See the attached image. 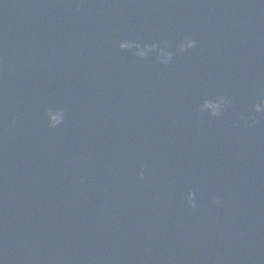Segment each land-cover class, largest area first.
<instances>
[{
  "label": "water",
  "instance_id": "95a60500",
  "mask_svg": "<svg viewBox=\"0 0 264 264\" xmlns=\"http://www.w3.org/2000/svg\"><path fill=\"white\" fill-rule=\"evenodd\" d=\"M264 192V0H0V262L135 264Z\"/></svg>",
  "mask_w": 264,
  "mask_h": 264
},
{
  "label": "clouds",
  "instance_id": "9594fccd",
  "mask_svg": "<svg viewBox=\"0 0 264 264\" xmlns=\"http://www.w3.org/2000/svg\"><path fill=\"white\" fill-rule=\"evenodd\" d=\"M0 264H2V262H0Z\"/></svg>",
  "mask_w": 264,
  "mask_h": 264
}]
</instances>
